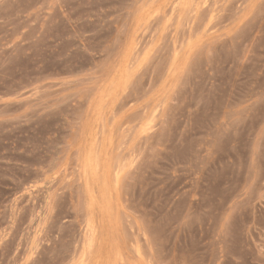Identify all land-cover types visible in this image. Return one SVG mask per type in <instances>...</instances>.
Listing matches in <instances>:
<instances>
[{
    "label": "rangeland",
    "instance_id": "1",
    "mask_svg": "<svg viewBox=\"0 0 264 264\" xmlns=\"http://www.w3.org/2000/svg\"><path fill=\"white\" fill-rule=\"evenodd\" d=\"M0 264H264V0H0Z\"/></svg>",
    "mask_w": 264,
    "mask_h": 264
}]
</instances>
